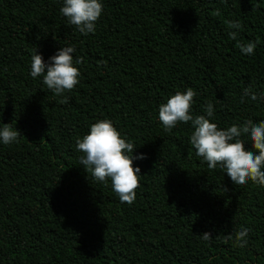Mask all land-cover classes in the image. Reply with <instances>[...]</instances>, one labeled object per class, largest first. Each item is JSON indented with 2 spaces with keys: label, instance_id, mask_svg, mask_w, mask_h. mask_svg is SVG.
<instances>
[{
  "label": "trees",
  "instance_id": "16d2710c",
  "mask_svg": "<svg viewBox=\"0 0 264 264\" xmlns=\"http://www.w3.org/2000/svg\"><path fill=\"white\" fill-rule=\"evenodd\" d=\"M101 3L95 32L83 35L61 14L64 0H0V127L22 135L0 142V264H264V186L209 169L191 122L165 131L158 119L191 87L194 117L211 102L220 129L264 121V99L241 103L246 87L264 93V0ZM249 41L257 46L245 55L237 43ZM66 46L79 83L57 96L31 77V56L47 63ZM101 119L134 144L133 157L146 156L133 161L131 205L80 164L75 141ZM244 227L241 248L234 233Z\"/></svg>",
  "mask_w": 264,
  "mask_h": 264
},
{
  "label": "clouds",
  "instance_id": "9594fccd",
  "mask_svg": "<svg viewBox=\"0 0 264 264\" xmlns=\"http://www.w3.org/2000/svg\"><path fill=\"white\" fill-rule=\"evenodd\" d=\"M60 12L69 24L75 26L81 34L87 35L95 32L96 22L103 12V4L101 0H64ZM215 14L219 15V10ZM228 27L240 29L241 24L230 21ZM228 35L232 40L237 39L235 31H230ZM256 46L253 41L237 43V47L245 55L253 54ZM74 52V47H61L47 63L42 55L35 52L31 56V77H42L43 83L57 96H62L66 91L71 92L79 83L80 76L78 68L73 66ZM80 62V59H76L77 64ZM196 95L194 89L189 87L184 92L177 91L166 103L159 106L158 119L164 130L171 131L179 122H191L194 131L190 136V144L209 169L215 170L219 166L235 185H245L251 181L258 186H264V121L254 123L247 120L243 125L232 124L220 129L210 120L215 112L211 102L203 109L206 115L194 117L191 114ZM245 97L257 101L258 98L264 99V93L258 94L249 86L243 89L241 103L245 102ZM67 102V97L61 100V103ZM245 135L251 142L250 149L245 148V142L241 139ZM21 136L12 124H3L0 127V142L4 145L18 142ZM75 143L77 150L83 153L80 164L84 166L86 173L90 172L97 182L105 183L110 180L112 190L120 202L131 205L135 201L141 177V169L134 167L133 161L146 159V156L133 157L134 144L122 138L109 119H101L92 124L88 134L78 137ZM250 231L251 229L244 227L234 233L238 247L247 245ZM199 237L209 242L213 239L210 232ZM232 239L233 233L226 235V240Z\"/></svg>",
  "mask_w": 264,
  "mask_h": 264
}]
</instances>
